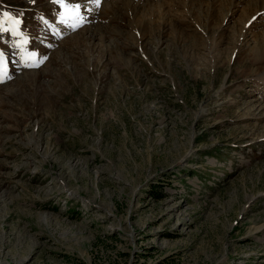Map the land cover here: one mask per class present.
Returning <instances> with one entry per match:
<instances>
[{"label":"rangeland","instance_id":"rangeland-1","mask_svg":"<svg viewBox=\"0 0 264 264\" xmlns=\"http://www.w3.org/2000/svg\"><path fill=\"white\" fill-rule=\"evenodd\" d=\"M55 1L0 0V264H264V0Z\"/></svg>","mask_w":264,"mask_h":264},{"label":"snow or ice","instance_id":"snow-or-ice-1","mask_svg":"<svg viewBox=\"0 0 264 264\" xmlns=\"http://www.w3.org/2000/svg\"><path fill=\"white\" fill-rule=\"evenodd\" d=\"M58 2H60L62 4V6L64 7L66 15H67V19H71L73 21L81 19V16H80V5L79 4L70 5L69 3H66L65 0H58ZM97 2H98V0H97ZM3 17L4 18H0V32L7 30L4 27L6 22L7 23H11L13 25H18L19 24V21L16 20L15 18L9 16L8 13H4ZM62 22H67V21L66 20H62ZM11 31L13 32L14 35H21V33L19 32V30L16 27H13L11 29ZM0 57H2V53H0ZM2 64H3V61L0 60V65H2ZM4 72H6V67H0V73H4Z\"/></svg>","mask_w":264,"mask_h":264},{"label":"bare ground","instance_id":"bare-ground-1","mask_svg":"<svg viewBox=\"0 0 264 264\" xmlns=\"http://www.w3.org/2000/svg\"><path fill=\"white\" fill-rule=\"evenodd\" d=\"M260 1V0H259ZM258 2V1H257ZM255 8V7H254ZM97 9V8H96ZM98 14V13H97ZM64 15H66L65 13H64ZM80 15H81V13H80ZM65 17H67V15L65 16ZM14 18H15V16H14ZM17 18V17H16ZM60 18V17H59ZM61 19V18H60ZM67 20V19H66ZM69 21H71L70 23L71 24H74V25H82V23H84L85 21H86V19H83V17L81 16V19L80 20H76V21H73V20H71V19H69ZM68 22V21H67ZM150 24V23H149ZM147 27V26H146Z\"/></svg>","mask_w":264,"mask_h":264}]
</instances>
